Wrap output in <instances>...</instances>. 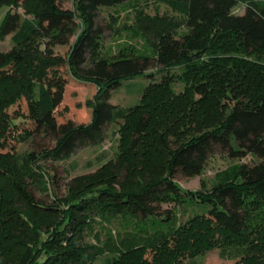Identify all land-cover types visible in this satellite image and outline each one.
Wrapping results in <instances>:
<instances>
[{
    "label": "trees",
    "instance_id": "obj_1",
    "mask_svg": "<svg viewBox=\"0 0 264 264\" xmlns=\"http://www.w3.org/2000/svg\"><path fill=\"white\" fill-rule=\"evenodd\" d=\"M127 1L77 0L84 28L70 43L75 12L62 9L57 0H0V7L21 5L32 15L19 22L16 13L7 11L0 26V36L11 35L13 43L10 51H0V264H93L106 254L105 264H183L186 255L199 253L216 234L237 241L217 245L221 258L264 264V221L252 224L255 210L264 211V154L254 175L238 166L204 191H184L173 180L177 170L186 175L200 170L217 146L228 147L235 156L245 141L252 146L264 144V67L257 75L247 67H241L242 74L234 67L223 74L227 64L212 60L189 69L194 58L214 44L212 31L233 38L243 54L264 50V0H173L185 8L183 24L188 29L178 41L173 39L175 25L149 19L142 28L150 54L88 61L103 33L95 23L99 9ZM238 3L245 5L242 14L233 13ZM38 39L58 46L61 54L43 52ZM177 66L194 74L206 72L192 90L201 97L223 83L227 103L215 118L207 120L205 114L197 118L190 111L189 117L179 120L177 104L150 84L143 91V111L132 119L128 156L133 164L125 183L115 172L102 178V186L94 191L55 198L51 204L35 199L33 186L41 185L45 191L46 171L34 166V159L57 163L78 148L99 146L109 127L126 120L131 110L112 104L111 90L153 68L163 71ZM63 69L76 85L95 91L86 101L88 122L67 123L57 133L52 116L64 99ZM18 103H24L30 121L56 135L52 147L42 149L39 156L27 155L23 164L6 151L17 127L9 109ZM184 128L186 140L180 132ZM152 156L159 157L153 164L157 174L148 178L145 167ZM168 196L184 202L187 196L203 209L178 226L168 216L159 223L148 222L157 216L152 207ZM111 221L127 228L116 235L107 230L102 241L93 225L105 230ZM88 235L94 243L86 242Z\"/></svg>",
    "mask_w": 264,
    "mask_h": 264
},
{
    "label": "rangeland",
    "instance_id": "obj_2",
    "mask_svg": "<svg viewBox=\"0 0 264 264\" xmlns=\"http://www.w3.org/2000/svg\"><path fill=\"white\" fill-rule=\"evenodd\" d=\"M57 1L62 9L75 12V29L69 39L72 43L84 28V23L76 11L77 0ZM244 7V3H238L233 9V13L242 14ZM28 10H32V8L28 7ZM7 11H10L11 14L16 13L19 22L25 18L32 19V15L26 12L27 9L21 5L1 6L0 26ZM149 19L175 25L177 28L173 30L174 41H178L188 31L183 24L185 8L173 0H128L123 4L101 7L95 23L101 27L103 33L98 38L94 48L88 53V61H95L99 58L112 61L121 57L150 54L148 39L143 34L142 28L144 22ZM211 35L214 44L209 50L194 58L192 67H189L190 70H196L193 66L199 65L198 67H200L205 62H212V60H220L227 64V69L223 74H228L233 69L232 67L238 69L239 74H242L245 69H241V67H247L249 71L255 72L257 75L260 67H264V50L243 54L237 48V43L233 38L221 36L214 31ZM38 40L41 42L43 52L50 51L61 54V49L56 45H50L47 39ZM12 47L11 35L0 36V51L7 52ZM189 69L177 66L161 71L153 68L142 76L122 81L116 89L111 90L110 102L112 104L131 108L128 118L119 121L118 124L111 125L106 140L99 146L78 148L68 159L57 163L44 161L39 157L34 159L33 165H40L46 171L45 191L42 190L41 185L38 189L32 185L35 189L32 190L35 199L42 204H51L55 198L66 197L68 199L77 192L94 191L97 187L102 186V178L110 174L112 176L115 172L119 174L120 182L125 183L128 171H130L128 167L133 164L132 158L128 156L132 119L143 111V91L150 84H155V88H160L161 93H164L163 96L170 97L177 104L179 110L177 118L179 120L189 117L190 111L197 118L202 117L203 114L207 120L215 118L227 103L221 92L220 84L223 83L209 88L206 97L193 94V87L204 79L206 72L194 74ZM62 71L64 74L61 72L62 79L60 82L66 84L64 99L57 105L52 116V121L58 130L57 133L67 123L77 125L88 122L90 110L86 106V101L91 99L95 91V88L91 86L76 85L75 81L65 74V69ZM9 112L14 114L13 119L17 127L12 134L10 147L6 151L12 153L17 164H23L28 158L27 155L36 154L39 156L38 154L42 149L54 145L56 135L46 132L40 124L30 121L25 116L24 103L10 107ZM185 131V128L180 130L183 135L181 137L186 140ZM241 146L240 152L236 153L235 156H231L228 147L225 149L217 146L200 170L191 173V175H186L184 170H177L173 175V180L182 190L195 192L210 189L212 185L231 175L238 166H244L245 169L249 170L248 175H254L253 169L257 166L261 155L264 154V144L252 146L249 141H245L241 143ZM158 160L159 157L157 156H152L151 159L147 160L145 170L148 178H154L157 174V169L153 170V164H158ZM186 198L188 201L184 202L182 198L173 201L174 199L169 196L165 197L163 201L159 202L160 205L152 207V211L157 216L148 217L147 221L159 223L161 217L168 216L174 225H182L203 209L195 200H191L187 196ZM261 214H264V211L255 210L252 224L256 221H264V219L259 220ZM95 220L99 221L98 216ZM93 227L95 231H100L102 241L105 239L107 230L111 232V235H116L117 231L123 233L127 228L121 227L116 221L107 224L105 230H101L97 224H94ZM212 238L199 253H193V257L191 254L186 255L183 258V264L190 263L192 260L195 264H239L238 258H221L220 249L217 246L230 241L236 243V239L231 240L225 235L218 234L213 235ZM85 240L94 243L92 235L86 236ZM199 240L204 241L205 238L201 236ZM107 256L106 254L97 258L93 264H105L104 259Z\"/></svg>",
    "mask_w": 264,
    "mask_h": 264
}]
</instances>
